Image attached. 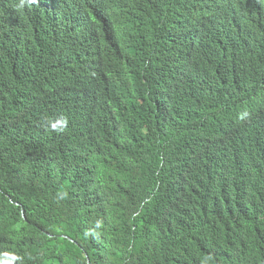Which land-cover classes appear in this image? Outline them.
I'll use <instances>...</instances> for the list:
<instances>
[{"label":"trees","instance_id":"1","mask_svg":"<svg viewBox=\"0 0 264 264\" xmlns=\"http://www.w3.org/2000/svg\"><path fill=\"white\" fill-rule=\"evenodd\" d=\"M0 264H264V0H0Z\"/></svg>","mask_w":264,"mask_h":264},{"label":"clouds","instance_id":"2","mask_svg":"<svg viewBox=\"0 0 264 264\" xmlns=\"http://www.w3.org/2000/svg\"><path fill=\"white\" fill-rule=\"evenodd\" d=\"M30 2H36V0H30ZM68 124L67 118L57 119L54 122H50L51 130L56 132H63Z\"/></svg>","mask_w":264,"mask_h":264}]
</instances>
